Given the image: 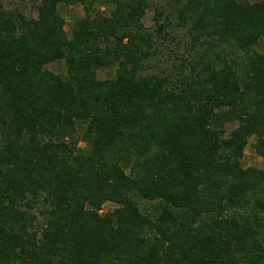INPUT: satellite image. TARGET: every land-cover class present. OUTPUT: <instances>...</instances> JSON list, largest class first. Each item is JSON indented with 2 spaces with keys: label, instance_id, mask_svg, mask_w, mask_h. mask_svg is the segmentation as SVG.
Segmentation results:
<instances>
[{
  "label": "trees",
  "instance_id": "trees-1",
  "mask_svg": "<svg viewBox=\"0 0 264 264\" xmlns=\"http://www.w3.org/2000/svg\"><path fill=\"white\" fill-rule=\"evenodd\" d=\"M3 1L0 264H264V0Z\"/></svg>",
  "mask_w": 264,
  "mask_h": 264
},
{
  "label": "rangeland",
  "instance_id": "rangeland-1",
  "mask_svg": "<svg viewBox=\"0 0 264 264\" xmlns=\"http://www.w3.org/2000/svg\"><path fill=\"white\" fill-rule=\"evenodd\" d=\"M39 1L40 0H4L3 6L8 10H17L25 18H35L37 15V5L39 4ZM239 1L245 5H250L255 0H239ZM154 2L164 3L163 0H154ZM59 13L65 20L64 31L67 36H70V31L73 25L75 24V22L84 16L83 8L81 5H73V6L59 5ZM152 18H153V11L148 10L143 18V22L146 27H151ZM174 33L176 34V38L174 42H179L178 48H180V51H182L183 46H185V44L187 43L185 31L184 29H181V30H177ZM256 50L259 51L264 56V37H262L259 40L256 46ZM45 68L48 71H51L62 77H65L66 75L65 62L62 60L52 62L48 64ZM115 70H116L115 66L113 65L107 66L99 69L97 71V76L100 80H109L114 78ZM152 72H153L152 70L149 71V73ZM227 128L230 129L231 126H228ZM254 142H255V138L249 139L248 145L244 150L242 165L243 167L254 166L258 168H264V158L258 156L252 148ZM79 146L84 147V144L80 143ZM141 206L144 207L145 204L143 203L141 204ZM115 208H116L115 204L106 203L102 206L100 210V214L104 215L105 213L113 211Z\"/></svg>",
  "mask_w": 264,
  "mask_h": 264
}]
</instances>
